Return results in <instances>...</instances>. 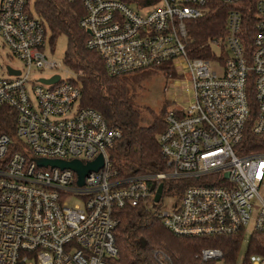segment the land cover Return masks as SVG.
<instances>
[{"label": "built area", "instance_id": "1", "mask_svg": "<svg viewBox=\"0 0 264 264\" xmlns=\"http://www.w3.org/2000/svg\"><path fill=\"white\" fill-rule=\"evenodd\" d=\"M66 1L82 6L85 45L99 53L109 76L165 62L184 74V95L167 108L158 136L167 169L117 172L110 150L122 132L81 106V87L72 78L39 75L59 64L50 59V31L34 0H0V52L21 62H0L8 73L0 74V108L15 111L10 133H0V264H112L115 212L122 208L151 211L181 237L240 235L247 245L264 233V150H247L244 141L247 130L264 132V0H254L251 26L233 7L240 0ZM216 1L228 6L225 33L198 48L209 46L208 57H195L188 23ZM54 75V83L41 81ZM98 156L102 166L88 171L83 184L71 168L37 163L87 164ZM181 180L190 183L179 194ZM171 190L180 203L162 210L157 204ZM197 256L264 264L262 255L225 262L222 250L210 247Z\"/></svg>", "mask_w": 264, "mask_h": 264}, {"label": "trees", "instance_id": "2", "mask_svg": "<svg viewBox=\"0 0 264 264\" xmlns=\"http://www.w3.org/2000/svg\"><path fill=\"white\" fill-rule=\"evenodd\" d=\"M130 4L138 0H126ZM148 2V1H147ZM254 0H240L237 7L249 26L253 24ZM36 14L44 20L49 31L51 46L59 35L67 37L64 64L75 77L72 81L81 87V106L97 110L108 124L117 127L122 137L110 150L114 168L120 175L165 171V160L160 154L159 134L165 129L167 108L160 113L142 108L136 103L131 81L126 74L109 76L98 52L86 47L88 34L80 27L83 14L79 2L66 0H34ZM228 6L219 1L212 2L208 13L188 23L195 57H208L209 46H200L215 36L225 33V15ZM163 66L155 67L162 69ZM167 68V67H166ZM137 72V71H136ZM135 73V72H130ZM143 111L148 113H143ZM9 121H15V111L0 108V133H10ZM13 125V124H12ZM247 150H264V132H245ZM182 181V180H181ZM178 193L185 185L182 181ZM118 225L115 230L118 257L112 264H216L213 260L203 261L197 256L204 247L222 250L224 261H236L242 238L235 236L181 237L172 234L151 211L141 207L117 209ZM252 255L264 256V233H254L246 245V259Z\"/></svg>", "mask_w": 264, "mask_h": 264}, {"label": "rangeland", "instance_id": "3", "mask_svg": "<svg viewBox=\"0 0 264 264\" xmlns=\"http://www.w3.org/2000/svg\"><path fill=\"white\" fill-rule=\"evenodd\" d=\"M49 35L50 32L48 33ZM206 43V42H205ZM67 48V37L59 35L52 46L53 51L49 53L50 59L59 66L53 70H43L40 76L48 77L52 74H59L63 79L73 78L75 74L64 64L65 51ZM49 51V48H48ZM210 55V53H209ZM0 62L2 65H12L21 67V62L15 57H7L0 52ZM160 68H146L135 73L126 74L125 77L131 81V88L136 97V103L142 108L152 109L155 113H160L164 108L171 109L174 105V98L184 95V74L169 62H165ZM167 67V68H166ZM2 76L7 72L0 71ZM177 81V83H175ZM143 113H148L143 111ZM149 114V113H148ZM180 203V198L173 193V190L166 191L162 200L157 204L162 210H171ZM246 253V244H242L238 259ZM256 259V257H253Z\"/></svg>", "mask_w": 264, "mask_h": 264}, {"label": "water", "instance_id": "4", "mask_svg": "<svg viewBox=\"0 0 264 264\" xmlns=\"http://www.w3.org/2000/svg\"><path fill=\"white\" fill-rule=\"evenodd\" d=\"M87 32H89V31H87ZM9 71L16 73V74L19 73V71H16V70H13L10 68H9ZM58 79H59V75H54L50 79H41V81L44 83H54V82L58 81ZM37 163L40 166H45L47 164H50L51 166H57L60 168H71L74 171H76L78 174V178H79L78 183L83 184L84 176L86 175V173L88 171H90V170L97 171L102 166V156H98L94 161L89 162L87 164H82L78 160L65 162V161H61V160H48V159H44V158H39L37 160ZM161 188H162V185L159 186L157 194L154 198L155 201H158L160 198Z\"/></svg>", "mask_w": 264, "mask_h": 264}]
</instances>
